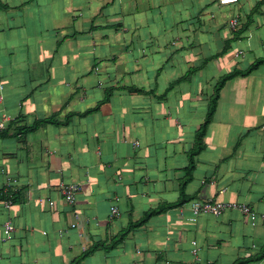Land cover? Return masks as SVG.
Returning a JSON list of instances; mask_svg holds the SVG:
<instances>
[{"label": "crops", "instance_id": "crops-1", "mask_svg": "<svg viewBox=\"0 0 264 264\" xmlns=\"http://www.w3.org/2000/svg\"><path fill=\"white\" fill-rule=\"evenodd\" d=\"M260 58L264 0H0V264H264V64L185 182Z\"/></svg>", "mask_w": 264, "mask_h": 264}, {"label": "built area", "instance_id": "built-area-1", "mask_svg": "<svg viewBox=\"0 0 264 264\" xmlns=\"http://www.w3.org/2000/svg\"><path fill=\"white\" fill-rule=\"evenodd\" d=\"M217 4L220 6L226 5H233L238 2V0H216ZM238 19L237 17H233L229 21L230 28L234 29L237 26ZM5 122L4 120L0 121V131L4 128ZM136 144V143H135ZM81 190V186L77 183H69L64 184L60 188V192L62 194V199L69 205H73L75 201L76 194ZM8 205L11 204V201L8 200L6 202ZM52 201H49V204H52ZM191 213L193 216L199 214H208L211 216H219L226 210H233L239 209L242 211L243 214H246L250 218V224L254 226L257 223L256 215L254 210L249 206H239L234 203H221L216 201H209V200H190L188 202ZM111 217H115L118 215V210L116 207H111L110 209ZM76 218V215H75ZM75 224H71V227H74ZM14 232V225L11 221H5L2 224V241L9 240L12 237V233ZM192 255L196 256L197 251L196 248L192 250Z\"/></svg>", "mask_w": 264, "mask_h": 264}, {"label": "trees", "instance_id": "trees-1", "mask_svg": "<svg viewBox=\"0 0 264 264\" xmlns=\"http://www.w3.org/2000/svg\"><path fill=\"white\" fill-rule=\"evenodd\" d=\"M262 64H264V58L257 59L251 65H249L246 69L231 71V72L225 74L224 76H222L217 81L216 85L213 88V92H212V94L210 96V99H209V102H208V108H207V112H206V116L204 118V121L200 125V128L198 129V131H197V133L195 135L194 147L192 148V150L189 153L190 163H189V165L187 167V175L190 174V172L192 170V167H193L192 157L203 148L202 138H203V136L205 134L206 127H207L209 121L212 119V116L214 114V111H215V108H216V104H217V100H218V96H219V91L222 88V86L225 84V82L228 79H230V78H232V77H234L236 75H241V76L248 75L253 70H255L259 65H262ZM37 127H38V124L36 123L31 128H28V131L29 130H34ZM188 178H189V175L187 176V179H186L185 182H187ZM185 182L182 183L181 187L184 186ZM0 197H1V195H0ZM174 205H177V204H174ZM168 207H171V206L170 205L161 206V207H159V208H157L155 210H152V211L146 213L139 221L130 222L128 224L127 228L124 231H122V233L120 234L119 239L121 240L122 237L126 233H128L130 230H132L133 228H136V227L142 225L143 223H145L149 219L150 216H152L154 214H158V213L164 211ZM263 257H264V248H263L262 252L260 253V255H258L255 258V260L262 259ZM76 263H77V261L72 263V264H76ZM235 264H240V262H237Z\"/></svg>", "mask_w": 264, "mask_h": 264}]
</instances>
